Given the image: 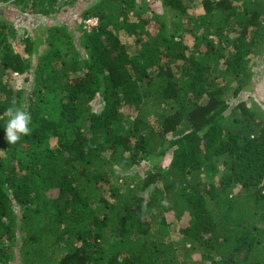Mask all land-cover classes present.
I'll return each mask as SVG.
<instances>
[{
    "label": "trees",
    "instance_id": "obj_1",
    "mask_svg": "<svg viewBox=\"0 0 264 264\" xmlns=\"http://www.w3.org/2000/svg\"><path fill=\"white\" fill-rule=\"evenodd\" d=\"M4 2L0 264H264V0Z\"/></svg>",
    "mask_w": 264,
    "mask_h": 264
},
{
    "label": "rangeland",
    "instance_id": "obj_2",
    "mask_svg": "<svg viewBox=\"0 0 264 264\" xmlns=\"http://www.w3.org/2000/svg\"><path fill=\"white\" fill-rule=\"evenodd\" d=\"M8 4L9 3H5V2L0 3V10L4 12L6 8L9 7ZM8 15L14 19L15 23L17 24L18 30H21L24 24L30 25L31 21L33 24H35V23H40L45 20V17L42 14L37 15L41 20L37 18L31 19L30 17H26V14H24V11L20 10L19 8L13 11L11 14L8 13ZM56 17L60 18V20H63L64 18H66L69 20L79 21L78 14H76L73 11H69L68 9H65L64 11H62L61 14H58ZM121 35L122 37H124L127 43H129L130 49L133 50L134 46L136 45V44H133V37L126 36L124 34H121ZM253 69L255 70V73H254L255 77L258 76V78L255 79L254 83L249 85L247 88H245L244 90H241L238 96L241 98L248 99L249 104H251L250 102L252 100L256 102V106L264 109V55L262 56V58L255 61L253 65ZM12 83L15 86L17 85L27 86L30 84V79L24 78V75L20 74L17 77L13 78ZM172 231L174 234L177 233L176 228H174Z\"/></svg>",
    "mask_w": 264,
    "mask_h": 264
},
{
    "label": "clouds",
    "instance_id": "obj_3",
    "mask_svg": "<svg viewBox=\"0 0 264 264\" xmlns=\"http://www.w3.org/2000/svg\"><path fill=\"white\" fill-rule=\"evenodd\" d=\"M89 17L92 16L87 18ZM5 116L7 117L4 127L5 139L9 145L16 144L22 136L31 133V128L29 127L31 115L28 111L13 105L6 108Z\"/></svg>",
    "mask_w": 264,
    "mask_h": 264
},
{
    "label": "built area",
    "instance_id": "obj_4",
    "mask_svg": "<svg viewBox=\"0 0 264 264\" xmlns=\"http://www.w3.org/2000/svg\"><path fill=\"white\" fill-rule=\"evenodd\" d=\"M97 22V17H95V16H92V17H89V18H86L85 19V23L87 24V25H93V24H95Z\"/></svg>",
    "mask_w": 264,
    "mask_h": 264
}]
</instances>
